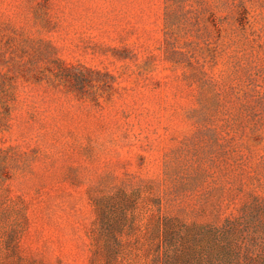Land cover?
Instances as JSON below:
<instances>
[{"label":"rangeland","instance_id":"374dc122","mask_svg":"<svg viewBox=\"0 0 264 264\" xmlns=\"http://www.w3.org/2000/svg\"><path fill=\"white\" fill-rule=\"evenodd\" d=\"M0 264H264V0H0Z\"/></svg>","mask_w":264,"mask_h":264}]
</instances>
